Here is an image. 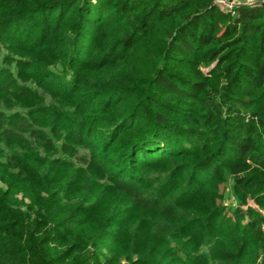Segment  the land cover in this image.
<instances>
[{"label": "trees", "instance_id": "obj_1", "mask_svg": "<svg viewBox=\"0 0 264 264\" xmlns=\"http://www.w3.org/2000/svg\"><path fill=\"white\" fill-rule=\"evenodd\" d=\"M0 164V264H246L264 5L0 0Z\"/></svg>", "mask_w": 264, "mask_h": 264}, {"label": "rangeland", "instance_id": "obj_2", "mask_svg": "<svg viewBox=\"0 0 264 264\" xmlns=\"http://www.w3.org/2000/svg\"><path fill=\"white\" fill-rule=\"evenodd\" d=\"M207 69L208 68L203 67L204 71H206ZM1 166H3V165H1ZM2 168L3 167H0V184H1V186H5V184H7L6 180H7L8 174H7V172H4ZM16 184H22V182L19 181V182H16ZM218 193L220 194V196L217 198V200L221 204L225 205L228 208H234V207L239 206V204L237 203V199L235 200V198H234L235 196H234V192L231 188L230 179L228 181H225V182H222L221 184H219ZM17 196L20 197L21 194H18ZM249 205L251 207L257 209L258 211H260L264 215V210L259 208L258 204L254 201V199L250 195L246 196V203L241 205V207L243 208V212L246 211L247 206H249ZM242 215L246 216L245 221H244V222H246L247 215L245 213H242ZM262 228L264 230V225L262 226ZM125 235H126V233H124L121 237H125ZM112 241H113L112 237L107 235V236H105L103 243L105 245L110 246L112 244ZM240 260L246 264H262L263 260H264V246L255 248L254 243L250 244L248 249L246 246V254L244 256H242V258Z\"/></svg>", "mask_w": 264, "mask_h": 264}, {"label": "built area", "instance_id": "obj_3", "mask_svg": "<svg viewBox=\"0 0 264 264\" xmlns=\"http://www.w3.org/2000/svg\"><path fill=\"white\" fill-rule=\"evenodd\" d=\"M221 9L234 14L235 8L240 5H264V0H215Z\"/></svg>", "mask_w": 264, "mask_h": 264}]
</instances>
